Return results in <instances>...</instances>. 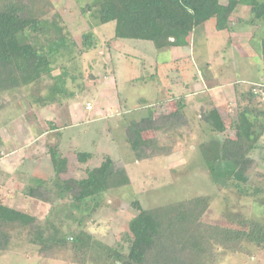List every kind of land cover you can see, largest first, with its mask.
<instances>
[{
  "label": "rangeland",
  "instance_id": "rangeland-1",
  "mask_svg": "<svg viewBox=\"0 0 264 264\" xmlns=\"http://www.w3.org/2000/svg\"><path fill=\"white\" fill-rule=\"evenodd\" d=\"M47 2L44 18L50 24L26 41L53 51L50 73L0 90V200L65 231H87L122 252L131 240L128 222L137 213L135 199L153 208L209 196L200 217L204 222L236 227L240 218L264 220V202L259 201L264 200V131L247 172L248 187L260 188L259 196L213 184L200 152L211 135L201 118L204 112L215 107L225 120L221 135L233 136L230 123L237 118L242 93L252 87L255 103L264 107V21L250 22L249 5L235 7L228 29L216 30L211 19L193 29L186 46L158 48L149 40L114 39V22L97 19L99 0ZM176 108L183 122L174 129L142 131L144 138L156 137L157 146L165 145L163 152L151 148L149 156L137 159L126 140L129 121L148 111L157 117ZM50 146L67 159L63 178L83 177L86 168L110 156L115 168L125 170L128 183L100 194L96 205L90 200L89 207L73 208L55 185ZM82 151L90 153L85 161L77 158ZM38 183L50 191L48 201L28 196ZM249 248L250 255L217 247L214 264H264V251ZM92 261L88 264H116ZM0 264L78 263L43 258L26 233L14 231L8 247L0 249Z\"/></svg>",
  "mask_w": 264,
  "mask_h": 264
},
{
  "label": "trees",
  "instance_id": "trees-1",
  "mask_svg": "<svg viewBox=\"0 0 264 264\" xmlns=\"http://www.w3.org/2000/svg\"><path fill=\"white\" fill-rule=\"evenodd\" d=\"M47 1L0 0V90L30 84L50 73L53 51L46 53L26 41L30 33H43L50 24L44 18ZM238 4L249 5L251 23L264 21V0H99L97 19L100 23L114 22V39L149 40L158 48H170L186 46L193 29L211 19L216 30L228 29L229 16ZM52 22L57 25L56 20ZM261 58L264 65V36ZM242 96L237 104V118L230 123L233 136L221 135L226 130L225 120L215 107L203 113L201 118L211 135L201 143L200 152L213 184L234 188L240 195L259 196L260 188L250 191L247 172L252 162L250 153L264 131V107L259 101L255 103L258 95L252 87ZM183 100H179L181 108ZM182 122L178 108L157 117L148 111L129 121L126 140L137 159L149 156L151 148L161 153L165 145L157 146L158 139L144 138L142 131L165 133ZM48 153L55 185L70 197L73 208L89 207L90 200L96 205L100 194L128 183L125 170L115 168L110 156L99 165L86 168L83 177L63 178L67 159L56 147L50 146ZM89 157L87 151L77 153L80 161ZM28 196L48 201L50 191L38 183L29 189ZM259 201L264 202L262 198ZM208 204L209 196L153 208H143L138 200H133L137 213L128 222L131 240L127 251L122 252L97 241L87 231L71 227L65 231L47 218L41 220L0 200V249L8 247L15 231L26 233L43 258H62L78 264L95 263L92 260L99 258L116 264H214L217 247L247 255L252 254L249 246L264 251V220L240 218L236 227L207 223L200 217Z\"/></svg>",
  "mask_w": 264,
  "mask_h": 264
}]
</instances>
